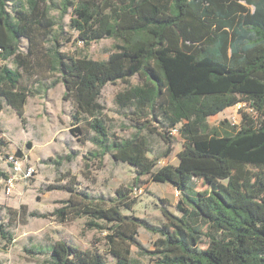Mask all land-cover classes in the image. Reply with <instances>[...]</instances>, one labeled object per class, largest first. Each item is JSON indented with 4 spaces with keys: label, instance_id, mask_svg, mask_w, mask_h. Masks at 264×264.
Listing matches in <instances>:
<instances>
[{
    "label": "trees",
    "instance_id": "trees-1",
    "mask_svg": "<svg viewBox=\"0 0 264 264\" xmlns=\"http://www.w3.org/2000/svg\"><path fill=\"white\" fill-rule=\"evenodd\" d=\"M53 10L61 18L70 14L78 42L112 38L115 49L103 60L62 50L63 25ZM38 69L59 74L64 100L75 104L74 136L82 133L81 116L90 117L100 150L90 152L94 158L111 153L135 167L138 179L149 175L181 195V215L162 208L167 222L161 226L123 212L136 203L129 187L118 188V204L107 207L76 204L69 189L67 204L54 213L63 219L86 215L89 229H107L114 264H136L134 246L156 264H264V0H0V110L4 100L23 117L36 95L21 86L23 72ZM136 75L141 84H132ZM119 81L127 87L118 92V104L134 106L139 116L149 110L169 128L150 127L167 143L166 155L172 151L169 133L178 127L184 142L177 164L156 168L144 135L111 140L99 97L104 86ZM238 103L253 113L242 110L231 131L208 125V117ZM197 179L208 189L198 190ZM141 227L159 235L153 249L138 240ZM0 234L13 240L2 224ZM204 236L207 247L201 246ZM47 264L108 261L101 252L58 240Z\"/></svg>",
    "mask_w": 264,
    "mask_h": 264
},
{
    "label": "rangeland",
    "instance_id": "rangeland-1",
    "mask_svg": "<svg viewBox=\"0 0 264 264\" xmlns=\"http://www.w3.org/2000/svg\"><path fill=\"white\" fill-rule=\"evenodd\" d=\"M52 14L63 25L62 50L67 53L103 60L115 49L117 41L112 38H103L85 46L76 40L77 33L70 28V14L62 18L57 10ZM69 37L71 41H65ZM27 45L23 40V50ZM10 65L16 67L13 63ZM59 78V74L43 69L35 73L23 72L21 86L36 92L35 96L29 97L23 117L4 100L1 101L0 137L6 145L0 147V224L12 234L13 240L9 242L0 234V264H47L51 247L58 240L101 252L108 264H114L106 240L107 229H89L86 223L91 218L86 215H68L63 219L54 213L67 204L71 196L69 189L73 191L72 199L76 204L84 202L85 205L107 207L118 204V188H132L134 190L129 196L136 203L132 210L122 207L123 212L138 216L153 226L167 222L162 208L181 215L176 207L181 195L171 184L154 182L149 175L138 179L135 167L115 160L111 153L99 158L91 155L90 152L100 150L92 141L96 133L89 125V116H81L79 125L82 133L79 137L70 132L75 104L64 100L65 86ZM55 80L57 83L52 85ZM131 82L142 83L138 75ZM126 87L121 81L109 83L102 88L99 97L104 106L100 116L111 140L133 138L137 133L144 135L148 139L149 155L157 161L156 168L177 164L184 142L181 134L169 133L172 151L166 155L167 143L159 134L150 132V127L169 128L166 124H159L149 110L139 116L134 106L118 104L116 96ZM242 110L253 113L247 104H242L241 108L235 105L208 117L207 123L221 133L223 130L231 131L232 125L240 123ZM223 120L227 125L221 124ZM11 155L20 160L23 170L33 166L35 173L29 178L19 175L11 192H8L7 179L1 174L11 176L14 173L9 160ZM196 182L198 190L208 189L203 180L197 179ZM63 185L64 189L58 188ZM101 223L107 227L105 222ZM158 237L145 227L139 228L137 238L147 249L154 248ZM208 244L209 238L204 236L201 246L207 247ZM132 250L136 264H156L157 259L151 254L141 252L136 246Z\"/></svg>",
    "mask_w": 264,
    "mask_h": 264
},
{
    "label": "built area",
    "instance_id": "built-area-1",
    "mask_svg": "<svg viewBox=\"0 0 264 264\" xmlns=\"http://www.w3.org/2000/svg\"><path fill=\"white\" fill-rule=\"evenodd\" d=\"M242 104L245 105V103H238V108H241ZM251 109V108H250ZM252 110V109H251ZM172 134H178V127H174L171 130ZM10 163L13 168V174L8 177L6 180L7 184V190L8 192H11L12 188L14 187V181L16 178L21 175L22 178H29L35 173V168L33 166H28L23 170L21 162L19 159H17L15 156H10L9 157Z\"/></svg>",
    "mask_w": 264,
    "mask_h": 264
}]
</instances>
